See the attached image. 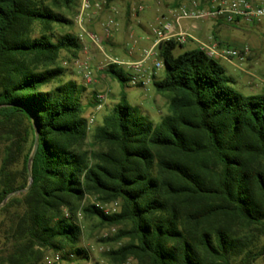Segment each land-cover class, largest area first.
Segmentation results:
<instances>
[{"label":"trees","instance_id":"obj_1","mask_svg":"<svg viewBox=\"0 0 264 264\" xmlns=\"http://www.w3.org/2000/svg\"><path fill=\"white\" fill-rule=\"evenodd\" d=\"M79 5L0 0V264H44L45 250L87 258L79 212L116 227L108 264H254L264 255V89L240 93L219 60L175 54L183 45L170 38L151 82L167 97L160 121L121 93L90 130L86 88L60 62L82 50ZM118 67L104 71L128 84ZM29 173L27 190L3 202Z\"/></svg>","mask_w":264,"mask_h":264},{"label":"rangeland","instance_id":"obj_2","mask_svg":"<svg viewBox=\"0 0 264 264\" xmlns=\"http://www.w3.org/2000/svg\"><path fill=\"white\" fill-rule=\"evenodd\" d=\"M102 3V8L96 10L97 15L90 14L86 16V20L83 22V26L88 28L97 27V29L89 28L87 30L95 32L100 36H103V31L101 24L104 22L108 15L112 16L117 21V26L119 25L120 38H124V43H132L131 38L139 37L137 34L142 33L144 36L152 38V27L156 24L158 17L162 13H166V10L175 7L178 4V0H99ZM180 1V0H179ZM142 5L143 9L141 11H136V16L143 10H152V16L149 23L146 26V30L143 32L142 27L136 25L131 21V13L134 12V8ZM152 7V8H151ZM79 10V9H78ZM78 13V12H77ZM76 13V15H77ZM74 16V20L75 17ZM193 23L196 28L192 29L193 33L198 30L203 29L204 33H212L214 37L220 40V43L231 47L240 48L246 46L249 43V32L256 33V37L252 40L251 47L249 48V55L244 57L243 60H233L232 62L226 60H219L220 63L226 69V73L235 79L234 88L244 95L254 94L262 91L264 89V27L262 25H250V24H235V25H225L219 26V22L216 24L213 19H199L193 20L192 22L184 21V24ZM116 26V27H117ZM227 28L228 33L225 34L222 29ZM129 29V30H128ZM113 30V29H112ZM79 35L82 42L83 38L80 37V29L75 23L73 29ZM126 34V35H125ZM130 34L133 36L130 38ZM195 35V34H194ZM101 48L102 50L110 53L112 50L111 44L107 36L102 37ZM203 41L206 39V35L202 36ZM253 39V38H252ZM260 41V43L257 42ZM138 41V40H137ZM91 42V41H90ZM83 44V43H82ZM92 50L96 53L102 54V50L95 45L90 43ZM150 42H147L143 47L148 48ZM83 48V46H82ZM189 48V43L184 44L182 47H177L174 50L175 54L180 53L184 49ZM82 51V50H81ZM80 51V52H81ZM77 59L79 63L86 64L91 69V80L88 81L84 77V72L82 68L74 65L73 61L75 59H69L67 55L62 52L60 62L68 70L70 76L65 77V79L73 78L76 82L82 83L85 86V90L82 94V103L85 106L84 116L86 119L93 116V123L89 126L90 130L102 121V118L110 111V109L115 105V103L120 101L121 93L125 95L128 103L132 105L136 110L144 115H147L154 123L160 121L161 117L166 113L167 109V97L155 90L152 83L146 87L132 86L120 82L116 78H111L104 69H98L102 63L98 61H92L86 59L85 56L79 55ZM140 52V53H139ZM137 54L142 53L140 50ZM124 60H136L140 57L128 58L126 56L122 57ZM156 59L160 60L158 56ZM147 65L151 66L153 63V57L147 60ZM124 77H128L129 71L125 67H118ZM157 79L161 78L164 74V69H160L158 72ZM97 94L105 95L101 107L96 109L94 98ZM1 160V154H0ZM96 200L93 197H88L83 201V204L95 203ZM116 207L115 204H108L104 206L105 209H112ZM78 223L81 226V235L79 237L77 246L82 247L86 251L87 258H81L82 261H86L90 264L98 262L99 264H108L105 258V252L109 249L116 248L119 243H114L109 238L115 233L116 227L101 225L96 218L84 217L82 213L79 212L77 216ZM264 242V238L262 239ZM52 250H45L44 254L51 252ZM42 260H40V263ZM132 259H127L123 264H133ZM254 264H264V255L259 257Z\"/></svg>","mask_w":264,"mask_h":264},{"label":"built area","instance_id":"obj_3","mask_svg":"<svg viewBox=\"0 0 264 264\" xmlns=\"http://www.w3.org/2000/svg\"><path fill=\"white\" fill-rule=\"evenodd\" d=\"M95 8L96 10L102 8L100 1L91 2V0H80L79 10L75 17V23L80 29V37L88 38L92 43L97 45L100 50L102 37L111 33V30L117 26V21L109 16L101 27L103 36L95 32L87 30L83 26L85 15L89 10ZM143 6H137L135 10H142ZM203 18L213 19L215 22H222L227 25L235 24H250L262 25L264 27V0H180L177 6L169 8L166 13H162L156 24L152 27V34L154 36L153 44L144 48L140 59L124 60L117 56H108L104 54L103 63L98 69H105L109 65L122 66L128 69V84L138 87H146L149 85L155 73L163 68V62L156 59L158 56V45L170 38H175L177 42L184 45L186 43H193L195 48L203 50L209 57L217 60H226L232 62L233 60H243L249 55V48L247 46L242 48H231L220 43L213 35L209 36L208 41H203L185 30L182 22L199 20ZM131 38V34H130ZM103 52V50H102ZM153 57L151 66H146V61ZM74 65L82 68L86 80H91V69L83 63H79L77 59L73 61ZM105 95H96V109L101 107ZM93 116L87 119V125L93 123ZM114 209V208H112ZM110 209H105L108 212ZM44 264H90L86 261L75 259L73 254L68 255V259H64L63 253L59 251H51L46 253L43 257Z\"/></svg>","mask_w":264,"mask_h":264},{"label":"crops","instance_id":"obj_4","mask_svg":"<svg viewBox=\"0 0 264 264\" xmlns=\"http://www.w3.org/2000/svg\"><path fill=\"white\" fill-rule=\"evenodd\" d=\"M96 1H99V0H91V2H96ZM152 8V7H151ZM135 9V8H134ZM168 10V9H167ZM166 10V12H167ZM136 11H141V10H135L134 12L131 13V21L134 22L136 25L138 26H141L143 29L142 31L144 32L146 30V26L147 24L149 23V20L152 16V10L151 9H147V10H143L141 13H139L137 16L135 15L136 14ZM90 14H93V15H97L96 13V9L95 8H92L91 10H89L87 12V14L85 15V18L84 20H86V16L90 15ZM109 17V15H108ZM204 20H207L208 18H203ZM151 21V20H150ZM218 22H216L217 24ZM219 26H223V24L221 22H219ZM226 25V24H225ZM89 28H92V29H97V27H91V25H89L88 28L86 29H89ZM183 28L185 30H187L188 32H190L192 35H194L195 37H197L198 39L200 40H203L202 39V36L205 34L206 35V39L205 41H208L209 39V36L210 35H213L212 33H204V30L203 29H200L198 30L196 33H193L192 32V29H195L196 26L191 23V24H184L183 25ZM98 30V29H97ZM119 30V25L117 27H114L113 30H111V33L109 35H107V38L109 39V42L111 44V48L112 50L109 51L110 53H107L106 51L103 50L102 54L100 53H96L94 50H92V46L90 45V40L88 38H83L82 40V43H83V48H82V51L80 52L79 55H83L86 57V59H90L92 60L93 62L94 61H98L100 63H103V59H104V54L108 55V56H117L121 59H123L122 57L123 56H126L128 58H138V57H141V54L139 56V54H137L140 50H143L145 47H143V45L147 42H150V45L149 47L153 44V41H154V36H152V38L148 37V36H144L142 33H139L137 34L139 37L136 38H131L133 39L132 40V43H124V38H120L119 37V33L117 35V32ZM129 30V29H128ZM222 31L227 34L228 33V29L224 27V29H222ZM104 35V34H103ZM126 35V34H125ZM133 36V34H131V37ZM249 43L248 45L246 46H249L251 47L252 45V40H254V37H256V33H252V32H249ZM216 38V37H215ZM253 38V39H252ZM257 38V37H256ZM217 39V38H216ZM138 40V41H137ZM219 40V39H217ZM220 41V40H219ZM258 43H260L259 40H257ZM242 47H245V46H242ZM240 47V48H242ZM195 46L193 43H189V48L188 49H194ZM185 50V49H184ZM140 53V52H139ZM129 60V59H128ZM147 62V61H146ZM146 66L147 63H145ZM158 72L157 71L154 75V77H158Z\"/></svg>","mask_w":264,"mask_h":264},{"label":"water","instance_id":"obj_5","mask_svg":"<svg viewBox=\"0 0 264 264\" xmlns=\"http://www.w3.org/2000/svg\"><path fill=\"white\" fill-rule=\"evenodd\" d=\"M160 46H161V43L158 45V49L160 48ZM37 136H38V135L36 134V136H35V140H34V145H33V150H32V153H31V155H30L29 166H30L31 159L34 157V154H35L36 149H37ZM28 177H29L28 185H27L25 188L21 189V190H16V191H13V192H11L10 194H8V195L6 196V198L3 200V202L6 201V200H7L9 197H11L12 195L19 193L20 191H26L27 188H28V186L30 185V183H31V181H32V177H31L30 173H29Z\"/></svg>","mask_w":264,"mask_h":264}]
</instances>
